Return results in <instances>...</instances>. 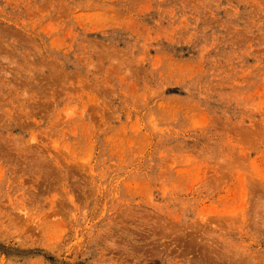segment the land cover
I'll return each instance as SVG.
<instances>
[{
  "label": "rangeland",
  "instance_id": "rangeland-1",
  "mask_svg": "<svg viewBox=\"0 0 264 264\" xmlns=\"http://www.w3.org/2000/svg\"><path fill=\"white\" fill-rule=\"evenodd\" d=\"M0 264H264V0H0Z\"/></svg>",
  "mask_w": 264,
  "mask_h": 264
}]
</instances>
